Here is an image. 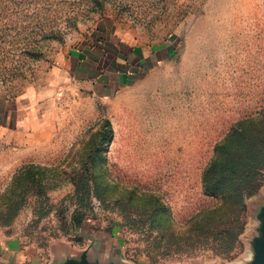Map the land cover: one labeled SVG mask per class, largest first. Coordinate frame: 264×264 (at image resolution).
<instances>
[{
  "label": "rangeland",
  "instance_id": "374dc122",
  "mask_svg": "<svg viewBox=\"0 0 264 264\" xmlns=\"http://www.w3.org/2000/svg\"><path fill=\"white\" fill-rule=\"evenodd\" d=\"M0 3V264H248L264 206V0Z\"/></svg>",
  "mask_w": 264,
  "mask_h": 264
},
{
  "label": "water",
  "instance_id": "95a60500",
  "mask_svg": "<svg viewBox=\"0 0 264 264\" xmlns=\"http://www.w3.org/2000/svg\"><path fill=\"white\" fill-rule=\"evenodd\" d=\"M259 235L253 240L254 257L248 264H264V206L259 213ZM59 264H100L98 262H92L89 260L87 253H84L81 258H70ZM108 264H120V263H108Z\"/></svg>",
  "mask_w": 264,
  "mask_h": 264
},
{
  "label": "trees",
  "instance_id": "16d2710c",
  "mask_svg": "<svg viewBox=\"0 0 264 264\" xmlns=\"http://www.w3.org/2000/svg\"><path fill=\"white\" fill-rule=\"evenodd\" d=\"M33 2L34 0H0V3L4 4H12V3H22V2ZM44 0H40L37 3L43 2Z\"/></svg>",
  "mask_w": 264,
  "mask_h": 264
}]
</instances>
